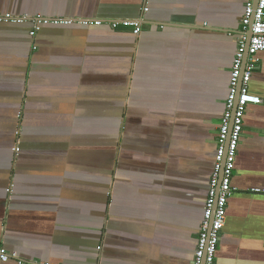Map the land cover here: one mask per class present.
<instances>
[{"label": "crops", "instance_id": "1", "mask_svg": "<svg viewBox=\"0 0 264 264\" xmlns=\"http://www.w3.org/2000/svg\"><path fill=\"white\" fill-rule=\"evenodd\" d=\"M245 7L0 0V264H193ZM257 57L214 264H264Z\"/></svg>", "mask_w": 264, "mask_h": 264}, {"label": "built area", "instance_id": "2", "mask_svg": "<svg viewBox=\"0 0 264 264\" xmlns=\"http://www.w3.org/2000/svg\"><path fill=\"white\" fill-rule=\"evenodd\" d=\"M148 8L145 7L144 11ZM28 16H16L0 13V21L22 22ZM32 36L40 29V23L49 22V18L37 16ZM83 23L101 25L104 20H82ZM112 27L120 24L135 26L139 33L140 23L136 20H110ZM242 28L237 35V52L235 54L230 79V92L226 100V109L218 137L215 171L210 181L209 195L205 204L204 218L198 239V247L193 264H214L221 235L227 223L228 199L234 192L232 174L235 167L239 141L243 130V120L246 107L249 104H260L262 98L250 91V81L258 65L257 55L264 51V0H246L245 13L241 19ZM251 27V38L248 41V31ZM248 53L247 58H245ZM18 150V149H17ZM223 170L222 178L220 177ZM264 193V189H254ZM17 258L16 253H9L0 249V260L8 261ZM33 264H50L49 262H35Z\"/></svg>", "mask_w": 264, "mask_h": 264}, {"label": "water", "instance_id": "3", "mask_svg": "<svg viewBox=\"0 0 264 264\" xmlns=\"http://www.w3.org/2000/svg\"><path fill=\"white\" fill-rule=\"evenodd\" d=\"M251 38V27L249 28V31H248V41H247V44H249V40ZM248 56V53H246L245 55V58H247ZM222 175H223V170L221 171V174H220V177L222 178Z\"/></svg>", "mask_w": 264, "mask_h": 264}]
</instances>
